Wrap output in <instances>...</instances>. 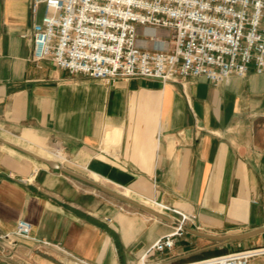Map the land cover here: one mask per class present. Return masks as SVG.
<instances>
[{
    "label": "crops",
    "instance_id": "crops-1",
    "mask_svg": "<svg viewBox=\"0 0 264 264\" xmlns=\"http://www.w3.org/2000/svg\"><path fill=\"white\" fill-rule=\"evenodd\" d=\"M43 13L40 4L33 17L31 0H0V136L51 159L63 149L60 164L69 160L98 183L196 212L200 228L188 224L158 264L233 243L264 247V232L239 240L205 235L264 227V72L252 64L245 76L218 84L203 76L107 84L31 59L32 43L23 34ZM139 33L146 48L160 45L150 35H170L151 27ZM76 181L0 142V236L25 219L32 236L48 242L0 239V264H145L147 249L173 229V222ZM160 254L148 255V264Z\"/></svg>",
    "mask_w": 264,
    "mask_h": 264
},
{
    "label": "built area",
    "instance_id": "built-area-1",
    "mask_svg": "<svg viewBox=\"0 0 264 264\" xmlns=\"http://www.w3.org/2000/svg\"><path fill=\"white\" fill-rule=\"evenodd\" d=\"M40 4L41 20L23 34L36 63L48 59L107 84L138 76L163 83L203 76L218 84L230 75L245 76L252 64L264 72V0H31L34 18ZM139 27L168 29L169 39L150 35L160 45L146 48L139 44ZM152 201L174 226L147 249L145 264L148 255L173 250L188 224L200 228L196 212ZM32 229L30 221L20 219L0 239L8 245L48 244L32 236ZM256 249L174 264H251L264 254Z\"/></svg>",
    "mask_w": 264,
    "mask_h": 264
},
{
    "label": "water",
    "instance_id": "water-1",
    "mask_svg": "<svg viewBox=\"0 0 264 264\" xmlns=\"http://www.w3.org/2000/svg\"><path fill=\"white\" fill-rule=\"evenodd\" d=\"M0 142L4 143V144H7L17 150H20L21 152H24L30 156H33L34 158H36L37 160H40L44 163H46L47 165H49L50 167L52 168H56V169H60L62 170L64 173H66L67 175L85 183V184H88L98 190H101L111 196H114L120 200H123L127 203H129L130 205H134L148 213H150L151 215L157 217V218H160L162 220H165V221H169V222H173L174 223V220L172 217H170L169 215L167 214H164L162 212H158L152 208H150L149 206L145 205L144 203L140 202V201H137L133 198H130L114 189H111L101 183H98L94 180H92L90 177L88 176H85L79 172H76L68 167H65L63 166L62 164L56 162V161H53V160H49V159H46V158H43L29 150H26L12 142H9L7 140H5L4 138H2L0 136ZM261 232H264V227L262 228H257V229H254L252 231H249V232H245V233H239V234H226V235H222V236H216V235H211V234H205L213 239H216V240H239V239H243V238H246V237H249V236H252V235H255V234H258V233H261Z\"/></svg>",
    "mask_w": 264,
    "mask_h": 264
},
{
    "label": "rangeland",
    "instance_id": "rangeland-1",
    "mask_svg": "<svg viewBox=\"0 0 264 264\" xmlns=\"http://www.w3.org/2000/svg\"><path fill=\"white\" fill-rule=\"evenodd\" d=\"M44 146L47 148V149H49V150H55L56 149V146H53V145H51V144H49V143H47V142H44ZM46 158H50V157H46ZM69 159V158H68ZM65 167H68V168H70V169H72V170H74V171H76V172H79V173H81V174H83L84 175V173H83V171H81L80 169H78V168H76L69 160L68 161H65L64 162V164H63ZM86 176V175H85ZM89 177V176H88ZM76 182H78L79 184H81L79 181H76ZM91 188V190H93L95 193H97V194H102V195H104V196H111V195H109V194H104L102 191H100V190H98V189H95V188H93V187H90ZM133 199H135V200H137V199H141L142 201H148V202H153V201H151V200H147V199H143L142 197H137V196H135V197H132ZM120 200V199H119ZM140 200V201H141ZM137 201H139V200H137ZM120 202H122L125 206H128L129 208H132V209H134V210H137V211H140V212H143V213H145L146 211H144V210H142V209H140V208H138V207H136V206H134V205H130L129 203H127V202H125V201H123V200H120ZM143 203V202H142ZM162 212V211H161ZM185 236V234H183L182 236H180L179 237V239H178V241H177V243L178 242H180L181 241V238H183ZM252 248H264V247H262V246H258V247H252ZM228 250H230V251H233V250H243L242 248H238V245H237V243H233L230 247H229V249ZM167 256V254H160V255H156L155 256V262L157 263V262H159V260H161V259H163V258H165ZM200 258H203V257H197V258H193V259H188L187 261H191V260H198V259H200ZM254 261L253 262H257L256 264H264V254H262V255H259V256H257L256 258H254L253 259ZM178 262H183V261H177V262H171V263H169V264H174V263H178ZM71 264H73V262H71ZM158 264V263H157Z\"/></svg>",
    "mask_w": 264,
    "mask_h": 264
},
{
    "label": "bare ground",
    "instance_id": "bare-ground-1",
    "mask_svg": "<svg viewBox=\"0 0 264 264\" xmlns=\"http://www.w3.org/2000/svg\"><path fill=\"white\" fill-rule=\"evenodd\" d=\"M32 152V151H31ZM34 153V152H33ZM36 154V153H35ZM39 155V154H37ZM41 156V155H39ZM43 157V156H41ZM43 158H46V157H43ZM66 158V154L65 152L62 150V149H57L55 152H54V155H53V159L51 158H46V159H49V160H53V161H56V162H63L64 159ZM40 161V160H39ZM42 162V161H41ZM58 162V163H59ZM131 198V197H130ZM140 201V200H139ZM140 202H143L145 205L149 206L150 208L158 211V212H161L160 208L156 205V203L154 202H148V201H140ZM181 205V204H180ZM256 252H264V248H259V249H256ZM73 264H82V263H78L76 261L73 262Z\"/></svg>",
    "mask_w": 264,
    "mask_h": 264
},
{
    "label": "trees",
    "instance_id": "trees-1",
    "mask_svg": "<svg viewBox=\"0 0 264 264\" xmlns=\"http://www.w3.org/2000/svg\"><path fill=\"white\" fill-rule=\"evenodd\" d=\"M227 251H229L227 248H223V249L217 250L215 252H206V253L202 254L200 257L206 258V257L213 256L211 253H216L215 255H218V254H221V253H224ZM200 259H202V258H200Z\"/></svg>",
    "mask_w": 264,
    "mask_h": 264
}]
</instances>
